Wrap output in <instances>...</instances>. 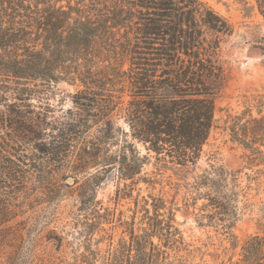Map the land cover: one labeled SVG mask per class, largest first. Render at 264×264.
<instances>
[{"label":"trees","instance_id":"16d2710c","mask_svg":"<svg viewBox=\"0 0 264 264\" xmlns=\"http://www.w3.org/2000/svg\"><path fill=\"white\" fill-rule=\"evenodd\" d=\"M254 1L264 18V0ZM231 33L228 21L199 0H0V96L23 103L37 87L66 80L82 88L48 139L35 119L10 109L15 104L3 106L0 126L8 121L15 138L33 143L50 178L72 179L68 189L78 184L80 211L108 221L112 214L95 191L112 172L119 182L136 181L148 156L134 141L163 163L198 161L225 80L222 41ZM0 178L13 181L9 173ZM235 181L234 173L211 166L192 185L205 201L201 217L224 234L237 217ZM144 203L141 233L133 220L128 240L102 264H167L171 254L187 251L174 210L161 197ZM0 205L3 224L13 214L8 199ZM233 264H264V234L249 237Z\"/></svg>","mask_w":264,"mask_h":264},{"label":"rangeland","instance_id":"374dc122","mask_svg":"<svg viewBox=\"0 0 264 264\" xmlns=\"http://www.w3.org/2000/svg\"><path fill=\"white\" fill-rule=\"evenodd\" d=\"M199 1L226 19L232 33L222 41L225 80L196 164L179 167L157 161L134 141L139 154L148 159L134 183L119 182L115 172L107 175L95 191V200L112 217L99 221L79 210L78 184L68 189L65 185H72V179L63 181L59 174L50 178L52 170L37 161L33 143L15 138L5 121L0 126V173H9L13 181L0 178V203L8 199L13 216L0 224V264H102L103 257H111L121 241L128 240L133 220L134 233H141L142 208L149 196L161 197L174 210L187 244V251L171 254L167 264H233L249 237L264 234V18L254 0ZM81 89L76 80L59 82L51 89L39 86L23 103L4 94L0 111L15 104L10 109L35 119L48 139L73 111V97ZM119 125L129 131L123 121ZM211 166L235 174L231 188L237 217L225 234L201 217L205 201L196 199L192 189L195 179ZM119 189L126 190L125 196L118 197ZM1 209L0 205L3 213Z\"/></svg>","mask_w":264,"mask_h":264},{"label":"water","instance_id":"95a60500","mask_svg":"<svg viewBox=\"0 0 264 264\" xmlns=\"http://www.w3.org/2000/svg\"><path fill=\"white\" fill-rule=\"evenodd\" d=\"M68 182L70 183V182H71V180H68Z\"/></svg>","mask_w":264,"mask_h":264}]
</instances>
